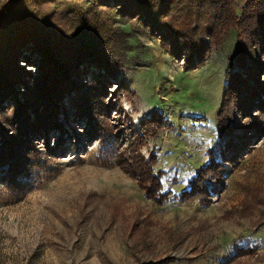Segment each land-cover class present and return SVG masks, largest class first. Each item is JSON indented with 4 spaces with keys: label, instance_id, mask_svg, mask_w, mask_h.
<instances>
[{
    "label": "rangeland",
    "instance_id": "rangeland-1",
    "mask_svg": "<svg viewBox=\"0 0 264 264\" xmlns=\"http://www.w3.org/2000/svg\"><path fill=\"white\" fill-rule=\"evenodd\" d=\"M11 1L13 14L7 11ZM54 3L0 0V79L15 82L18 90L17 98L4 101L3 107L22 102L23 85L34 84L40 74L33 24L68 29ZM97 4L100 16L124 35L113 48L124 69L116 82H105L102 92L113 110L122 107L108 120L113 134L122 135L103 148L99 141H89L86 120L74 101L79 92L64 96L55 118L60 128L32 138L33 175L14 180L0 171V264H264V131L251 135L254 120L233 116L234 135L227 144L217 128L225 72L235 63L237 31L230 30L200 67L186 69L185 57L165 48L158 34L131 30V23L146 20L123 7V0ZM243 5L234 3L237 14ZM75 36L93 51L90 36L82 31ZM49 42L61 55L56 40ZM20 69L23 74L16 71ZM105 74L90 66L83 83L95 84ZM120 80L127 97L113 92ZM100 83L96 87L102 90ZM153 114L160 115L164 129L147 137L138 154L145 163L155 154L150 169L163 173L161 193L167 195L160 201L146 195L127 163L140 124ZM4 119L1 113L0 121ZM2 127L6 138L10 126ZM211 160L222 172L218 182L212 173L202 181L208 203L202 197L181 199Z\"/></svg>",
    "mask_w": 264,
    "mask_h": 264
},
{
    "label": "trees",
    "instance_id": "trees-1",
    "mask_svg": "<svg viewBox=\"0 0 264 264\" xmlns=\"http://www.w3.org/2000/svg\"><path fill=\"white\" fill-rule=\"evenodd\" d=\"M91 1L90 5H82L74 0H55L54 4L66 19L67 31H51L34 21L32 28L33 36L38 39L35 50L41 59L40 74L34 79V84L24 83L22 102L16 101L14 106L7 103L6 107L2 106L4 101L10 102L17 98L18 90L14 87L15 82L0 79V114L3 113L6 118L0 121V139H4L0 143V171L4 177L16 180L17 175H33L32 170L36 168L37 161L32 138L48 129L60 128L55 118L67 93L79 92L74 101L77 102V114L86 120L84 131L89 141H99L103 148L108 144L113 145L122 135V131L113 134L108 124L112 113L121 112L122 107L117 104L113 110L104 101L102 92L105 82L110 79L116 82L124 69L113 55L116 41L124 35L120 30L113 29L108 19L102 18L95 8L97 3L105 0ZM239 1L244 2V5L240 14H237L234 3ZM14 3H8L7 11L12 14ZM123 7L130 8L137 19H140L139 15L145 17V23H131V30H136L132 31L141 35L158 34L165 48L185 57L186 69L204 64L211 51L221 45L225 35L230 30H236L235 63L230 62L225 72L226 84L217 114V128L229 139L227 144L234 135L233 116L254 120L255 127L251 135L264 131V0H123ZM2 11L0 24L4 18ZM77 31L92 38L95 43L92 52L75 36ZM52 39L62 49L61 55L52 49L49 42ZM90 66L103 68L106 77L95 79V84L85 86L82 74ZM16 71L23 74L21 69ZM97 83L102 85V90L96 87ZM113 86V92L128 96L121 80ZM52 120L54 127H50ZM4 124L10 126L7 128L9 132L6 131L7 139L4 137ZM163 129L164 123L158 114L144 120L135 134L133 155L127 159L129 167L138 174L140 187L149 198L157 201L167 198L166 194L161 193L163 173L155 175L150 169L156 162L154 153H151L150 161L145 163L138 150L147 137H155ZM53 152L61 150L55 148ZM231 160L229 158L226 162L231 164ZM209 164L207 168L198 170L191 182V190L181 193V199L202 197V203H208V200L204 201L208 195L202 181L208 173H212L218 182L222 172L218 163L211 160Z\"/></svg>",
    "mask_w": 264,
    "mask_h": 264
}]
</instances>
